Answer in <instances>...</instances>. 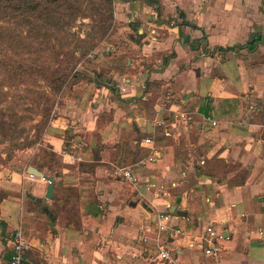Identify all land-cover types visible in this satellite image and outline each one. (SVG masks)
<instances>
[{
  "label": "crops",
  "instance_id": "1",
  "mask_svg": "<svg viewBox=\"0 0 264 264\" xmlns=\"http://www.w3.org/2000/svg\"><path fill=\"white\" fill-rule=\"evenodd\" d=\"M114 10L111 40L44 133L60 168L29 163L5 179L0 166V264L17 226L30 242L24 264H165L142 237L168 210L184 234L161 245L178 264H215L202 238L210 223L224 264H264V0H115ZM30 165L59 174L51 199ZM114 165L132 166L137 184Z\"/></svg>",
  "mask_w": 264,
  "mask_h": 264
},
{
  "label": "trees",
  "instance_id": "2",
  "mask_svg": "<svg viewBox=\"0 0 264 264\" xmlns=\"http://www.w3.org/2000/svg\"><path fill=\"white\" fill-rule=\"evenodd\" d=\"M114 1L0 0V165L43 143L62 92L88 76L81 62L114 25Z\"/></svg>",
  "mask_w": 264,
  "mask_h": 264
},
{
  "label": "built area",
  "instance_id": "3",
  "mask_svg": "<svg viewBox=\"0 0 264 264\" xmlns=\"http://www.w3.org/2000/svg\"><path fill=\"white\" fill-rule=\"evenodd\" d=\"M96 51H92L89 53V55L86 57L88 58H94L96 57ZM85 60H83L79 66V69L81 70L82 64ZM123 91L126 90L125 87L122 88ZM184 116V115H183ZM213 124L216 125L217 121L213 120ZM146 143H149L151 145L154 144V140L150 137H147L144 139ZM42 143L38 144V149ZM83 143L77 142L74 147L77 150L82 149ZM78 160H82V154L78 153L76 155ZM157 157V150L153 148V155L149 156V160H153ZM112 174L118 178H122L127 180L132 185L137 184V177L134 173L133 167L129 165H114L112 169ZM28 177L31 179L39 178L41 180H44L48 183H50V180L45 177H37L34 174L27 173ZM175 214H173L171 211H165L158 213L156 226L153 225H144V235L142 237L144 242H149L150 240H155L159 246V254L158 257L165 262V264H178L177 259L171 249H169L166 246L161 245V242L165 239V235L169 237H175V236H181L184 234V232L174 223ZM2 216L0 215V225L2 223ZM10 237L12 240V255L8 261V264H24L25 260V253L27 249L30 247V242L25 234L24 229L21 226L15 227L11 233ZM220 234L218 233L216 227L213 223H210L205 230V233L202 235V238L206 242V248L205 253L206 255L212 256L214 259L215 264H224L223 263V250L224 247L219 242Z\"/></svg>",
  "mask_w": 264,
  "mask_h": 264
},
{
  "label": "rangeland",
  "instance_id": "4",
  "mask_svg": "<svg viewBox=\"0 0 264 264\" xmlns=\"http://www.w3.org/2000/svg\"><path fill=\"white\" fill-rule=\"evenodd\" d=\"M116 21H114V25L112 26L110 32L108 35H106V37L104 38L103 41L100 42L99 46H102L103 42H107L110 41L111 39L109 38L110 35L112 34V32H114V30H116ZM98 48V47H97ZM96 48V49H97ZM89 62H91V60H89ZM51 150H49L47 147H45L44 143L35 150L32 151H24L23 153H21L20 155H18L17 159L15 160V162L10 163V161L5 164L6 167L2 170V173L4 174L2 178L5 179H9L10 178V174L7 175V173H11L14 170H17V168H22L23 172L26 171V166L29 163H37V164H44L46 162V166L43 165L44 170L54 174V171L59 169L61 166V161L60 158H56L55 160H52V156H49L48 153H50ZM48 162V163H47ZM51 164V165H50ZM2 166V165H0ZM34 179H39V178H34ZM33 179V180H34ZM39 181V180H37ZM40 185H35V184H27L25 186V190L28 191V193L30 192H36L39 189Z\"/></svg>",
  "mask_w": 264,
  "mask_h": 264
},
{
  "label": "water",
  "instance_id": "5",
  "mask_svg": "<svg viewBox=\"0 0 264 264\" xmlns=\"http://www.w3.org/2000/svg\"><path fill=\"white\" fill-rule=\"evenodd\" d=\"M27 172L30 173V174H34L37 177H45V178L50 180L49 186H48V188L46 190L45 197L48 198V199H51L53 197L54 187H55V184H56V178L55 177L58 176L59 174L58 173L56 175L46 174L42 170H40L38 167H36L34 165H30L28 167ZM27 195H28V197H30L33 200H36V201L41 202V203L43 202V198L42 197H36L35 195H32L31 193H27ZM45 205H47V204L45 203Z\"/></svg>",
  "mask_w": 264,
  "mask_h": 264
}]
</instances>
